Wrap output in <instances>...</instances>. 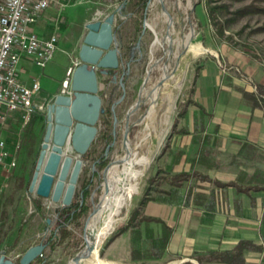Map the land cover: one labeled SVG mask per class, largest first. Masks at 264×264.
I'll use <instances>...</instances> for the list:
<instances>
[{"label": "rangeland", "instance_id": "374dc122", "mask_svg": "<svg viewBox=\"0 0 264 264\" xmlns=\"http://www.w3.org/2000/svg\"><path fill=\"white\" fill-rule=\"evenodd\" d=\"M137 1L64 0L75 11L69 13V19L65 17V20H59L61 29L56 31L58 47L50 61L54 70L44 71V76L50 79L49 83H59L60 86L72 57L73 62L78 58L73 52L75 40L80 47L83 37L79 36L85 31V22H93L97 13H101L104 19L112 8L124 6L127 7L126 12L137 14L129 18L137 17L141 22L151 10L155 12L158 5H165L167 13L160 12L154 29L147 27L143 30L148 34V42L143 44V48L140 43H135L134 37H131L130 45L127 43L121 49L119 47L121 64L117 78L120 79L123 73L130 78L123 82L124 87L117 81L103 94L104 111L98 123L99 131L88 152L83 156L78 155L70 142L64 147L65 156L83 161L72 203L84 202L83 190L88 185L89 196L85 200L87 212L68 226L69 235L64 241L54 249L46 246L43 252L45 264H74L83 255L87 249L88 225L100 221L106 173L116 162L132 155L143 156L147 160L146 172L139 190L124 209L122 218L98 245L99 258L106 263L104 251L132 220L134 226L127 232L133 242V264L157 262L154 256L162 254L164 239L169 232L164 225L170 226L165 220L145 221L142 218L152 217L146 214L148 204L167 198V191L172 189L168 182L177 169L181 155L178 132L190 130L186 119L209 114L202 104L204 89L200 90L199 84L202 88L208 87L211 78L218 73L220 81H225L226 72L229 75L227 69L233 66L232 70L237 75L240 73L238 80L253 86L255 91L260 88V78L246 74L247 70H242L243 64L240 63L245 56L248 60H245L248 63L245 67L255 68V72L264 71V12L246 10L249 5L264 8V0H149L143 11ZM178 36L194 41L189 48L193 47L194 52L199 54L194 56L190 53L184 57L179 82L175 80L164 84L163 79L173 77L178 69V62L175 63L177 58L173 54L176 49L173 39ZM142 37L144 39V35ZM149 46L153 48L152 51ZM130 47L136 54L140 52L142 56L144 53L143 57H147V53L149 57L141 61V68L134 73L130 65ZM141 56L135 55L139 59L143 58ZM231 59L233 64L229 62ZM39 116V112L33 111L29 124L21 118L8 145L15 165L2 163L10 169V174L3 183L0 197V256L5 254L17 263L28 249L46 243L57 227L58 210L65 207L27 189L35 172L47 127L44 118L45 121H40L39 133L33 130L32 126L38 122ZM100 157H105L106 166H99ZM36 204L41 206L40 211ZM261 259L257 264H264V256Z\"/></svg>", "mask_w": 264, "mask_h": 264}, {"label": "crops", "instance_id": "0c3cea01", "mask_svg": "<svg viewBox=\"0 0 264 264\" xmlns=\"http://www.w3.org/2000/svg\"><path fill=\"white\" fill-rule=\"evenodd\" d=\"M126 10L127 7L120 6L112 8L110 12L116 13V46L121 49L123 44L130 45L131 37H134L135 43H140L143 48V44L148 42V34L143 30L156 27V18H159L160 12L167 13L165 5H158L155 12L151 10L143 22L137 17L129 18L137 14ZM74 11L75 8L68 7L64 0H54L51 7L40 16L35 31L41 38L57 34L56 31L61 29L59 20H65ZM87 24L85 22V31L79 37H84L87 33ZM173 43L176 45V53L173 54L177 58L175 63L178 62V69L173 77L163 79L164 84L175 80L179 82L184 57L190 53L194 56L199 54L194 52L193 47L189 48L190 43L194 45L191 39L184 40L178 36L173 39ZM77 47L79 46L75 40L74 55H78L81 45L79 49ZM130 49V65L134 73L141 68V61L149 57L147 53V57H143L144 53L141 56L140 52L136 54L133 48ZM149 49L153 50L151 46ZM192 50L193 52H189ZM135 55L143 58L139 59ZM73 60L74 57L66 69V77L74 68ZM245 60L244 56L240 63L243 64L242 70L260 78L258 86L264 94V71L255 72V68L250 69L248 65V68L245 67L248 61ZM229 62L234 63L232 59ZM52 66L50 62L45 68H41L26 55H22L19 65L23 83L30 85L37 78L41 86L34 97V111L40 113L38 122L32 126L37 134L40 121L46 118L48 104L64 91L63 83L61 86L59 83H49L50 79L44 76L45 69L54 70ZM232 68L230 66L227 69L229 75L226 72L225 81H220L218 73L211 78L208 87L202 88L199 84L198 88L204 89L202 104L209 114L189 116L186 119L190 130L178 132L181 155L177 169L168 182L172 189L167 191V198L151 202L146 208L147 215L165 220L173 228L165 254L154 264H227L206 258L213 252L232 250L242 240L251 241L261 248L247 250L244 254L245 264L260 263L264 256V96H260L259 90L255 91L253 86L238 80L240 73L237 75ZM128 78L130 77L126 76L124 81ZM117 81L120 82L117 78L112 82L111 88ZM7 117L4 122L0 121V140L5 143L4 148H0V154L4 153L3 160H0V197L3 183L10 174V169L2 163L12 161L8 145L11 144L22 115L15 112ZM183 173L188 176L173 179ZM132 247V238L127 231L117 235L104 251L105 264H133Z\"/></svg>", "mask_w": 264, "mask_h": 264}, {"label": "water", "instance_id": "95a60500", "mask_svg": "<svg viewBox=\"0 0 264 264\" xmlns=\"http://www.w3.org/2000/svg\"><path fill=\"white\" fill-rule=\"evenodd\" d=\"M115 20L116 13H111L102 21L86 25L87 33L78 52L81 63L72 72L69 90L58 94L47 106V127L29 192L63 206L72 204L83 165L81 159L65 156L64 147L70 142L78 155L88 152L99 131L103 94L117 80L121 58L116 46ZM125 74L119 79L123 87ZM45 249V244L31 247L19 263L2 254L0 264H31ZM83 259H88V255L75 261L81 264Z\"/></svg>", "mask_w": 264, "mask_h": 264}, {"label": "built area", "instance_id": "2783aa9c", "mask_svg": "<svg viewBox=\"0 0 264 264\" xmlns=\"http://www.w3.org/2000/svg\"><path fill=\"white\" fill-rule=\"evenodd\" d=\"M53 1L0 0L1 122L6 120L8 114L20 112L25 123H28L34 111V97L40 91L41 86L37 78H34L30 85L23 83L20 79L19 65L22 55L28 56L42 68L46 67L54 57L58 47L57 35L52 34L47 38H41L35 31V25L40 16L51 7ZM102 18V14L97 13L95 19ZM80 63L78 57L74 61V68ZM72 72L63 81L65 91L69 90ZM4 144V141L0 140V148H4ZM3 157L4 153H1V161ZM9 164V166H14L15 161Z\"/></svg>", "mask_w": 264, "mask_h": 264}, {"label": "bare ground", "instance_id": "6f19581e", "mask_svg": "<svg viewBox=\"0 0 264 264\" xmlns=\"http://www.w3.org/2000/svg\"><path fill=\"white\" fill-rule=\"evenodd\" d=\"M147 164L143 156L132 155L116 162L108 169L103 204L100 209V221L98 224L88 225L87 249L81 255L83 258L88 255V259L81 260V264H105L104 260L102 259V262L99 258L98 245L112 232L116 223L122 218L124 209H127V205L139 190ZM78 169L76 168V172ZM73 186H75L74 182L71 183V190ZM74 264L77 262L74 261Z\"/></svg>", "mask_w": 264, "mask_h": 264}, {"label": "trees", "instance_id": "16d2710c", "mask_svg": "<svg viewBox=\"0 0 264 264\" xmlns=\"http://www.w3.org/2000/svg\"><path fill=\"white\" fill-rule=\"evenodd\" d=\"M148 2H149V0H138L137 5L143 11L147 8ZM246 10L248 12H256V11L264 12V8H259V7H256L255 5H249V7H246ZM259 95L264 96V94L261 93L260 91H259ZM29 123H30V121H29ZM99 159H100V161L98 164L100 167H104L107 165V160L105 159V157H102V159L100 157ZM186 176H188V175L183 173V174L178 175V176L176 175L173 179H178L179 177H186ZM30 183H31V181L27 185L28 190H29ZM87 187H88V185L83 190L84 191L83 194L85 197L84 202H77L75 204L72 203L71 205L65 206V207L60 208L58 210V212H57L58 213V224H57V227L52 231L50 237L47 239V241L45 243V245L47 247L49 246V247H51V249H54L56 247V245L59 244V242L64 241L69 235L68 226L71 225L72 223H74L75 221H77L80 218V216L84 215L87 212V207L85 206V204H86L85 200L89 196ZM259 189L255 188V190H259ZM246 190L249 191L251 189H246ZM35 206L40 211L41 206L37 205V204ZM142 220L157 221V222L163 221L160 218L147 217V216L142 218ZM133 226H134V223L131 220L127 224V226L124 227L120 231L119 234L124 233L125 231H127L129 228H131ZM164 226H165V229L169 232L165 236V239H164L165 243H164V249H163L162 254L154 256V258H156L157 260L161 259L163 254L165 253L166 246L168 244L170 235L173 232V230L170 227H167L166 225H164ZM251 249L259 250L261 248L256 246L251 241L242 240L232 250L224 251V252H213L206 259L207 260H218V261L225 262L227 264H245L244 254L247 250H251ZM202 260H203V258H201V261ZM44 261L45 260H44V254H43L41 256H38L31 264H45Z\"/></svg>", "mask_w": 264, "mask_h": 264}]
</instances>
